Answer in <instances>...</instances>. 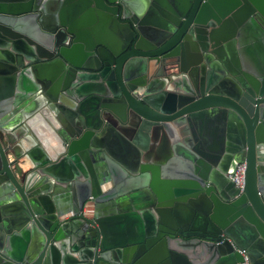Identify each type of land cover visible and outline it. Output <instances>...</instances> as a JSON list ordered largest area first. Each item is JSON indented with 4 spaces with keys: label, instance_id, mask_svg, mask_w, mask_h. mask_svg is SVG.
<instances>
[{
    "label": "water",
    "instance_id": "1",
    "mask_svg": "<svg viewBox=\"0 0 264 264\" xmlns=\"http://www.w3.org/2000/svg\"><path fill=\"white\" fill-rule=\"evenodd\" d=\"M241 251L264 264V0H0V264Z\"/></svg>",
    "mask_w": 264,
    "mask_h": 264
},
{
    "label": "crops",
    "instance_id": "2",
    "mask_svg": "<svg viewBox=\"0 0 264 264\" xmlns=\"http://www.w3.org/2000/svg\"><path fill=\"white\" fill-rule=\"evenodd\" d=\"M51 71V70H50ZM50 71H49V69H46L45 71H44V73H47L48 74V72L50 73ZM40 108V107H39ZM39 108H37V109H39ZM37 109H35V111L37 110ZM39 114H37V116L35 115V119H37V121L35 122V123H33V128H32V130H33V134H34V137H36L37 138V140H35V138L33 137V136H31V138L35 141V144H36V146L38 147V148H40V150H41V146H40V142L39 141H42L43 143H45V142H51V140L50 139H53V132L51 131V127L49 126V123H47L46 122V120L43 118V116H38ZM211 132V130H209V133ZM216 135L217 134H220V132L218 131H215L214 132ZM214 133H212L211 132V134H214ZM217 136H219V135H217ZM215 137V135L214 136H212V139H210V143L213 145L214 143H216V141L217 140H213V138ZM217 139H218V137H217ZM147 148H148V151L149 150H151V151H153L152 149H151V147L150 146H153V147H157L158 145H159V142H155V143H150V142H147ZM153 153H154V151H153ZM122 154H124V153H122V151L120 150V149H117V151H115L114 152V155H115V158H119L120 160H122L124 163L125 162H128V161H124V159H125V155H122ZM128 158H129V156H128ZM112 187V184L111 183H109L108 184V186H107V188H105L103 191L104 192H106V191H108L110 188ZM65 192L63 191V192H59V193H57L55 196H53L52 194H50L49 195V197L48 198H50V200L51 201H54L55 202V200L54 199H56L57 201H63V199H64V196H65V194H64ZM136 201V200H135ZM140 201V199H138L137 200V202H139ZM88 205H93V204H91V203H88ZM85 212H87V210H84V213ZM16 216H14V215H12V216H10V218H15ZM14 232H17V231H14ZM29 238V231H27V234H26V236H24L23 237V235L20 233L16 238H14V239H11V242H10V246H11V248L13 249V250H16V251H18V250H20L22 247H23V245L25 244V241L27 240ZM264 258V257H263Z\"/></svg>",
    "mask_w": 264,
    "mask_h": 264
},
{
    "label": "built area",
    "instance_id": "3",
    "mask_svg": "<svg viewBox=\"0 0 264 264\" xmlns=\"http://www.w3.org/2000/svg\"><path fill=\"white\" fill-rule=\"evenodd\" d=\"M244 172H245V164L241 163L237 165L234 173L229 176L230 180L233 182L236 188L242 189L243 187V179H244ZM243 255V263L242 264H249L247 257L244 255V252H240Z\"/></svg>",
    "mask_w": 264,
    "mask_h": 264
},
{
    "label": "flooded vegetation",
    "instance_id": "4",
    "mask_svg": "<svg viewBox=\"0 0 264 264\" xmlns=\"http://www.w3.org/2000/svg\"><path fill=\"white\" fill-rule=\"evenodd\" d=\"M36 98H38V97H36ZM36 102H37V103H36ZM36 102H32V103H31V106H32V107L36 106V108H39V107H40V109H45V105H44V103H42V102H38V101H36ZM32 104H33V105H32ZM110 207L113 208V210L117 209L116 205H114V204L110 205ZM115 212H117V211H115Z\"/></svg>",
    "mask_w": 264,
    "mask_h": 264
}]
</instances>
